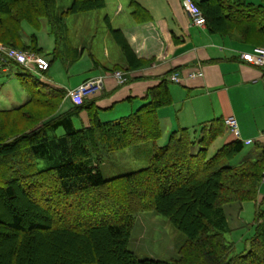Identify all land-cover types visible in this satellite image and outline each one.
<instances>
[{
	"label": "trees",
	"instance_id": "16d2710c",
	"mask_svg": "<svg viewBox=\"0 0 264 264\" xmlns=\"http://www.w3.org/2000/svg\"><path fill=\"white\" fill-rule=\"evenodd\" d=\"M194 2L210 33L248 49L264 48V0ZM105 4L73 0L59 9L56 0H0V44L46 58L34 32L44 24L55 44L50 67L62 58L60 38L68 15L100 10ZM129 6L138 24L152 20L139 0H130ZM111 32L129 69L146 64L120 30ZM81 52L76 48L68 64ZM4 65L15 68L27 100L0 110V264H264V211L258 201L263 146L237 162L235 157L245 149L238 139L209 153L226 132L221 118L195 131L179 128L158 145V110L172 104L167 78L147 91L137 109L108 121L99 115L98 94L76 105L62 87L40 80L14 61L2 62L1 69H7ZM66 98L71 107L59 113ZM83 111L87 124L80 118ZM148 141L154 145L145 168L103 176L101 166L113 152ZM250 201L259 205L258 224L248 247L235 254L225 236L231 231L225 207ZM147 211L166 217L185 235L174 261L140 259L127 248L135 219Z\"/></svg>",
	"mask_w": 264,
	"mask_h": 264
},
{
	"label": "crops",
	"instance_id": "0c3cea01",
	"mask_svg": "<svg viewBox=\"0 0 264 264\" xmlns=\"http://www.w3.org/2000/svg\"><path fill=\"white\" fill-rule=\"evenodd\" d=\"M250 1L260 3V0ZM124 2L126 1L123 0ZM139 2L151 13V21L138 24L132 18L131 11L128 13L123 10L121 16L122 13H118L120 7L115 10V18L117 30L122 32L137 59L147 61L146 64L131 70L125 63L124 55L123 58L117 56V62L112 63L114 59H111L109 53H105L104 57L110 60L108 66L88 53L93 63L91 67L82 71L74 69L71 73L66 70L63 80L49 81L68 91L91 78L106 76L115 66L122 69L126 81L117 84L112 76L105 77L103 90L94 98L101 118L110 121L137 109L143 104V98L150 88L158 85L163 78L169 80L170 75L177 74L179 81H168L172 104L158 110L163 144L169 134L179 128L195 131L214 119L221 118L225 121L227 117L233 116L238 123V140L248 148L246 154L253 155V148L257 145L264 147V69L241 59V53L250 49L232 38L210 33L206 26L193 24L184 9V0ZM107 19L112 27L113 18L107 16ZM83 49V46L78 48L82 54L76 61H80ZM193 72H199V75L192 76ZM22 92L1 86L0 103H4L5 108L0 110L24 103L27 96L23 88ZM67 100L68 98L59 113L71 107ZM80 118L83 123H88L86 112L83 111ZM234 140L235 136L226 128L224 135L213 142L212 148ZM247 141L252 142L246 144ZM263 187L261 184L259 188V202L264 198ZM241 211L240 204L231 207L229 215L235 212L239 220ZM228 220L231 221L229 216Z\"/></svg>",
	"mask_w": 264,
	"mask_h": 264
},
{
	"label": "rangeland",
	"instance_id": "374dc122",
	"mask_svg": "<svg viewBox=\"0 0 264 264\" xmlns=\"http://www.w3.org/2000/svg\"><path fill=\"white\" fill-rule=\"evenodd\" d=\"M125 1L126 2L123 3V0H105V7L100 10L68 15L66 18L67 30L64 32L63 38H60L62 60H55L46 71L38 73L40 80H63V78L66 77L67 72L71 73L74 69L82 71L85 68L91 67L93 63L89 57L90 53L102 64H107L108 66H110V60L104 57L105 53H109L111 59H114V61L111 60L112 63L117 62L115 59L119 55L123 58L121 48L116 43L111 30L118 29V26L116 25L115 10L120 7V11L118 13H122L120 14L121 16H123V10L128 13L131 11L129 6L130 0ZM72 2L73 0H56L57 7L59 9L69 7ZM107 16L113 18V29H111L112 27L109 25ZM23 26L25 32H32L29 26L25 24ZM34 32L36 33L39 45L44 50V54L49 62L51 52L55 45L54 38L47 32V27L44 24H42L38 31ZM81 46L84 47V54L81 59H79L80 61H76L69 66L67 60L74 58L76 55V48L78 49ZM3 67H7V69H5L6 71H9L10 69L12 70L11 72L0 71V87H10L13 88L14 91L22 92V88L16 76L15 68L11 67V65H4ZM0 70H2L1 67ZM115 72H121L123 75L122 69L116 68L115 70L110 71V73ZM112 78L115 79L117 84H122L118 82L117 77L112 76ZM51 81L49 82L51 83ZM103 88H101V90H103ZM70 90L73 89H68V91ZM101 90L96 94H99ZM0 108H5L4 103H0ZM36 109L37 108H34L33 111L40 116L43 111L37 109V112ZM75 123L76 126H79L80 122L75 121ZM163 142L164 136L156 143L163 144ZM153 145L154 143L152 141H148L133 148L121 149L113 152L111 157L101 166L103 176L105 178H113L145 168L152 155ZM219 147L221 146L218 145L215 149L210 148L209 153L214 152V150ZM247 149L248 148H245L243 152L238 154L235 157L234 162L244 158L247 153ZM262 193L264 194V187ZM237 205H240V203H231L225 207L226 214L231 220L229 221L231 231L226 233L225 236L228 241L233 242L235 254L248 247V238L254 234L258 224L255 220L258 204L252 201L242 203V211L240 212L239 220L236 218L235 212L233 215H229L230 208L237 207ZM260 209L264 211V198L260 204ZM185 240V235L177 230L166 217L152 211H147L139 214L135 219L129 235L127 248L129 251L136 254L140 259L153 258L172 262L178 258V250L185 243Z\"/></svg>",
	"mask_w": 264,
	"mask_h": 264
},
{
	"label": "built area",
	"instance_id": "2783aa9c",
	"mask_svg": "<svg viewBox=\"0 0 264 264\" xmlns=\"http://www.w3.org/2000/svg\"><path fill=\"white\" fill-rule=\"evenodd\" d=\"M183 6L187 13L190 15L193 24L200 27L205 26V17L200 8L195 4L193 0H184ZM241 59L250 65L264 69V48L253 47L252 49L241 53ZM9 60L24 66L37 75L38 73L46 71L49 68L48 60L40 54H35L29 51H22L0 44L1 63ZM196 74L199 75V72H193L192 76H195ZM105 75H112L114 77H117L118 82L122 84L126 81L124 73L122 75L121 72L107 73ZM106 76H99L82 83L75 89L68 91L67 97L73 104H81L85 99L89 98L92 95H95L98 91L101 90V88H103V82ZM169 80L177 82L179 81V77L177 74H172L169 76ZM224 123L228 132L235 136L236 139H238L239 130L237 120L233 116H229L225 119ZM251 142L252 141H247L246 144H249ZM261 184L264 186V172Z\"/></svg>",
	"mask_w": 264,
	"mask_h": 264
}]
</instances>
